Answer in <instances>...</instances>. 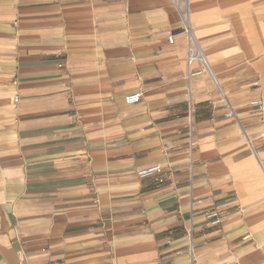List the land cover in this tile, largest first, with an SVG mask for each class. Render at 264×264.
I'll use <instances>...</instances> for the list:
<instances>
[{
  "label": "crops",
  "instance_id": "obj_1",
  "mask_svg": "<svg viewBox=\"0 0 264 264\" xmlns=\"http://www.w3.org/2000/svg\"><path fill=\"white\" fill-rule=\"evenodd\" d=\"M186 7L212 74L177 0H0V264H264V0Z\"/></svg>",
  "mask_w": 264,
  "mask_h": 264
},
{
  "label": "built area",
  "instance_id": "obj_2",
  "mask_svg": "<svg viewBox=\"0 0 264 264\" xmlns=\"http://www.w3.org/2000/svg\"><path fill=\"white\" fill-rule=\"evenodd\" d=\"M182 1H184V4L186 5L187 0H182ZM178 2H179V0H177V4H178ZM183 18H184L185 29H186V32H187L188 37H189V43H188V47H187V58H186V65H187L188 73L189 74H201L203 72H208V73L212 74L208 63H207L203 53L201 52L199 45L197 44V42L195 40L194 34L192 33L189 18H188V10H187L186 6H185L184 11H183ZM168 40L170 42H172V36H169ZM195 59H197L201 62L202 68L199 70H196L194 72H191L190 67L192 65L193 60H195ZM139 99H140L139 93H131V94H128L125 96V100L129 104H134V103L138 102ZM251 105L263 107L264 102L262 99H254L251 101ZM226 116L234 118V119L237 118L236 114H235V112L231 106H229V110L227 111ZM136 173H137V176L139 178L153 177L157 182H162L164 179L163 176L165 174V171L161 168L160 165H154L151 167L139 169V170H137ZM205 217L208 220H210L211 223H213V224L219 223V218L217 217V213L214 211L207 213Z\"/></svg>",
  "mask_w": 264,
  "mask_h": 264
},
{
  "label": "rangeland",
  "instance_id": "obj_3",
  "mask_svg": "<svg viewBox=\"0 0 264 264\" xmlns=\"http://www.w3.org/2000/svg\"><path fill=\"white\" fill-rule=\"evenodd\" d=\"M185 6H186V5L184 4V1L179 0V7H180V8L183 7V8H181L182 10H184Z\"/></svg>",
  "mask_w": 264,
  "mask_h": 264
}]
</instances>
